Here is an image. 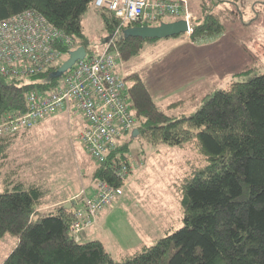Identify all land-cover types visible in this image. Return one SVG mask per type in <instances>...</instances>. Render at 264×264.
Returning a JSON list of instances; mask_svg holds the SVG:
<instances>
[{"label": "trees", "instance_id": "16d2710c", "mask_svg": "<svg viewBox=\"0 0 264 264\" xmlns=\"http://www.w3.org/2000/svg\"><path fill=\"white\" fill-rule=\"evenodd\" d=\"M91 2L0 0V20L36 9L88 51L81 16ZM99 8L109 36L120 19L106 6ZM133 25L138 23L123 24L116 38L121 62L138 55L144 41L158 39L125 36L123 29ZM191 27L192 40L220 33L222 11L202 8ZM58 66L28 78L0 75V117L25 112L29 91L55 87L62 76L57 75ZM129 76L136 135L153 145L189 143L205 160L204 166L192 165L179 184L183 225L114 259L100 239L79 241L73 235V202L70 208L59 203L41 210L45 191L23 182L12 184L9 174L2 180L12 188L0 190V236L11 233L16 243L0 264H264V72L215 89L195 112L175 118L155 102L138 73ZM183 102L173 101L167 108ZM10 141L0 138L1 160ZM126 152L127 142L117 145L104 162L96 164L93 179L123 186L118 169L128 158Z\"/></svg>", "mask_w": 264, "mask_h": 264}, {"label": "rangeland", "instance_id": "374dc122", "mask_svg": "<svg viewBox=\"0 0 264 264\" xmlns=\"http://www.w3.org/2000/svg\"><path fill=\"white\" fill-rule=\"evenodd\" d=\"M187 3L192 24L202 8L222 11V31L195 40L182 32L144 41L141 52L122 61L116 70L128 85L132 83L129 75L138 73L155 102L172 118L195 112L215 89L264 72V0ZM174 19L166 16L145 25ZM81 28L88 40L87 55L98 54L108 35L100 8L92 2L81 16ZM192 42L196 46L189 45ZM66 59L63 56L61 61ZM61 80L62 76L58 83ZM181 99V105L167 108L168 103ZM83 122L78 111L68 114L55 109L32 126L4 136L11 141L6 156L0 159V190L12 188L2 180L5 172L10 174L12 184L40 186L45 194L39 209L45 210L59 198L81 193L87 185L93 187L96 163L76 138ZM125 142L126 154L134 167L133 177L124 181L121 193L105 207L103 221L97 222L100 231L95 233L101 232L99 238L114 259L134 252L142 244H152L183 225L179 184L192 165H205L203 157L189 143L153 145L141 135L132 137L131 132L120 137L119 144ZM81 199V194L77 195L73 206H81ZM15 243L16 237L11 233L0 236V263Z\"/></svg>", "mask_w": 264, "mask_h": 264}, {"label": "built area", "instance_id": "2783aa9c", "mask_svg": "<svg viewBox=\"0 0 264 264\" xmlns=\"http://www.w3.org/2000/svg\"><path fill=\"white\" fill-rule=\"evenodd\" d=\"M187 0H94L95 6H106L120 19L119 26L108 36L98 54L87 51L62 80L49 91L32 90L26 94V110L0 117V136L13 135L28 128L49 111L80 112L84 118L76 138L96 164L106 160L120 143V137L132 132L137 119L131 107L128 85L116 73L122 64L116 38L123 24H153L166 16L183 18L187 33L192 31ZM79 44L42 13L25 9L0 20V75L6 78H28L60 65L62 57ZM65 47L66 50H63ZM132 174L127 158L119 163L118 175L123 184ZM105 180H96L90 189L81 190V206L73 209L70 230L77 233L88 228L97 213L108 207L121 193Z\"/></svg>", "mask_w": 264, "mask_h": 264}, {"label": "water", "instance_id": "95a60500", "mask_svg": "<svg viewBox=\"0 0 264 264\" xmlns=\"http://www.w3.org/2000/svg\"><path fill=\"white\" fill-rule=\"evenodd\" d=\"M188 29L187 22L183 18L174 19L170 21H161L157 25H133L123 29L125 36H138L141 38H165L174 36L182 32H186ZM86 54V49L83 45H79L75 49L68 51V58L63 61L57 69V75L65 72L69 69L77 59H82ZM137 134V129H133L132 136ZM75 203V202H74ZM63 206L70 208L72 204L67 201L63 203Z\"/></svg>", "mask_w": 264, "mask_h": 264}, {"label": "crops", "instance_id": "0c3cea01", "mask_svg": "<svg viewBox=\"0 0 264 264\" xmlns=\"http://www.w3.org/2000/svg\"><path fill=\"white\" fill-rule=\"evenodd\" d=\"M195 42H192V43H190L189 45H193ZM193 46H196V44H194ZM169 104V103H168ZM167 104V105H168ZM7 137H9V136H7ZM129 159H131V158H129ZM130 163H131V166H132V174H131V176L133 177V173H134V167H133V165H132V160L130 161ZM2 163L0 162V165H1ZM4 175H9V173L8 172H5V173H3ZM0 175H2L1 174V171H0ZM130 176V177H131ZM129 177V178H130ZM128 178V179H129ZM127 179V180H128ZM82 188H85V189H90V188H92V187H90V185H87L86 187H82ZM80 194V192H76V193H74V194H71V195H69V196H64V197H62V198H59V199H57V200H55L54 202H51L49 205L50 206H54L55 204H59V203H65V202H67V201H69L70 203L71 202H75V200H73L77 195H79ZM81 202V201H80ZM75 204V203H74ZM75 207V206H74ZM105 209V208H104ZM104 209L103 210H101V211H99L98 213H97V216H96V219H95V221L88 227V228H86V229H83V230H81V231H79L78 233H77V238H78V240L80 241L82 238L84 239V240H86V239H94V238H98V239H100L99 237H100V234H101V232L100 233H97V234H95L96 233V231L97 230H99L100 231V224H98L97 222H102L103 221V219H104V217H102V212L104 211ZM103 216H104V214H103ZM101 219V220H100ZM95 228H96V230H95ZM101 240V239H100ZM102 241V240H101ZM103 242V241H102Z\"/></svg>", "mask_w": 264, "mask_h": 264}, {"label": "bare ground", "instance_id": "6f19581e", "mask_svg": "<svg viewBox=\"0 0 264 264\" xmlns=\"http://www.w3.org/2000/svg\"><path fill=\"white\" fill-rule=\"evenodd\" d=\"M100 7V6H99ZM138 25H140V24H138ZM142 25H145V24H142ZM187 32V31H186ZM185 33V32H184ZM70 51V50H69ZM64 56H66V58H68V52H67V54H65ZM74 65V64H73ZM71 68V67H70ZM69 68V69H70ZM69 69H67V70H69Z\"/></svg>", "mask_w": 264, "mask_h": 264}, {"label": "clouds", "instance_id": "9594fccd", "mask_svg": "<svg viewBox=\"0 0 264 264\" xmlns=\"http://www.w3.org/2000/svg\"><path fill=\"white\" fill-rule=\"evenodd\" d=\"M4 136V135H3Z\"/></svg>", "mask_w": 264, "mask_h": 264}]
</instances>
